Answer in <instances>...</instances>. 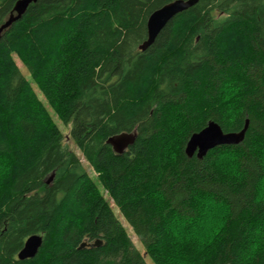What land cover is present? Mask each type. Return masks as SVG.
I'll return each mask as SVG.
<instances>
[{
    "label": "trees",
    "instance_id": "1",
    "mask_svg": "<svg viewBox=\"0 0 264 264\" xmlns=\"http://www.w3.org/2000/svg\"><path fill=\"white\" fill-rule=\"evenodd\" d=\"M170 1L36 0L0 34V264H264V0H198L141 50ZM210 120L249 127L189 157ZM124 131L136 139L116 153ZM32 234L42 246L18 259Z\"/></svg>",
    "mask_w": 264,
    "mask_h": 264
},
{
    "label": "water",
    "instance_id": "2",
    "mask_svg": "<svg viewBox=\"0 0 264 264\" xmlns=\"http://www.w3.org/2000/svg\"><path fill=\"white\" fill-rule=\"evenodd\" d=\"M198 0H172L161 7L155 9L148 17L147 20V38L140 44V49L145 50L153 44L159 32L164 28L170 19L176 14L190 8L197 3ZM36 0H17L15 2L13 11L0 25V34L15 21L19 20L26 12L29 5ZM249 127V120H246L245 126L240 131L225 132L221 125L210 120L208 124L198 132H194L187 141L185 152L189 157L196 154L198 158H203L207 153L224 144H238L245 138L246 132ZM136 131H124L116 133L107 139V143L112 146L116 153H122L136 139ZM53 175L48 179L50 181ZM43 244V237L40 234L30 235L24 242L23 247L18 252V259L25 260L33 258L39 251ZM102 244L101 240L93 243L84 242L81 248L88 245L95 247Z\"/></svg>",
    "mask_w": 264,
    "mask_h": 264
},
{
    "label": "rangeland",
    "instance_id": "3",
    "mask_svg": "<svg viewBox=\"0 0 264 264\" xmlns=\"http://www.w3.org/2000/svg\"><path fill=\"white\" fill-rule=\"evenodd\" d=\"M16 62L18 64V66L21 68L23 74L27 77V79L29 81L32 82V85L34 87V89L36 90V92L38 93V95L40 96V98L44 101L52 119L54 120V122L60 127V129L62 130L63 134L65 135V141L66 143L69 145L70 149L76 151L78 154H80V150L78 149V147L76 146V144L73 142V140H71L69 138V129L70 127L66 126L61 120L60 118L55 114V112L50 108V106L47 104V101L43 95V93L40 91V89L37 87L36 84H34V81L33 79L31 78V75H30V71L29 69L23 64V62L21 60H19L17 57H16ZM83 159V158H82ZM114 210L116 212V214L118 215V217L121 219V221L124 223V225L126 226L132 240L134 241L136 247L143 253L145 254L144 252V249H143V244L142 242L140 241L139 237L135 235V233L133 232V230L131 229V227L128 225V223L126 222V220L124 219V217L121 215V213L119 212V210L114 207ZM215 212L214 211H210L208 212V214L206 216H204L200 222V224H204L206 223V221L208 219L211 218V215H213ZM206 220V221H205ZM145 258L148 262V264H153L152 261L150 260V258L145 255Z\"/></svg>",
    "mask_w": 264,
    "mask_h": 264
},
{
    "label": "snow or ice",
    "instance_id": "4",
    "mask_svg": "<svg viewBox=\"0 0 264 264\" xmlns=\"http://www.w3.org/2000/svg\"><path fill=\"white\" fill-rule=\"evenodd\" d=\"M4 171H5V158L3 155H0V186L3 185L4 182ZM262 195H264V188H262ZM262 252H264V249H262ZM174 264H186V261L180 260L175 261Z\"/></svg>",
    "mask_w": 264,
    "mask_h": 264
},
{
    "label": "flooded vegetation",
    "instance_id": "5",
    "mask_svg": "<svg viewBox=\"0 0 264 264\" xmlns=\"http://www.w3.org/2000/svg\"><path fill=\"white\" fill-rule=\"evenodd\" d=\"M17 257H18V254H17Z\"/></svg>",
    "mask_w": 264,
    "mask_h": 264
}]
</instances>
